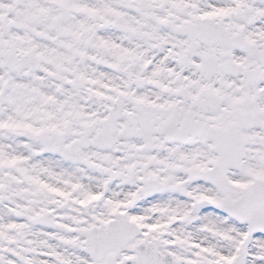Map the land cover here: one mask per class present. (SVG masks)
<instances>
[{"label": "snow or ice", "instance_id": "6c2138e0", "mask_svg": "<svg viewBox=\"0 0 264 264\" xmlns=\"http://www.w3.org/2000/svg\"><path fill=\"white\" fill-rule=\"evenodd\" d=\"M0 264H264V0H0Z\"/></svg>", "mask_w": 264, "mask_h": 264}]
</instances>
